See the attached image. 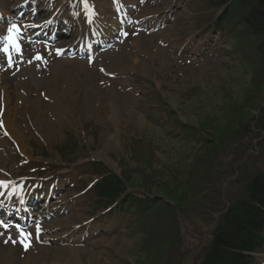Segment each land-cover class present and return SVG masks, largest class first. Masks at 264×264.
I'll return each mask as SVG.
<instances>
[{
    "label": "rangeland",
    "instance_id": "1",
    "mask_svg": "<svg viewBox=\"0 0 264 264\" xmlns=\"http://www.w3.org/2000/svg\"><path fill=\"white\" fill-rule=\"evenodd\" d=\"M17 1L0 0V29L24 17ZM38 6L47 10L29 21L30 31L21 30L22 51H12L11 66L0 42V182L7 184L0 186V208L32 192L49 200L42 220L27 229L0 224V264H198L216 213L242 195L237 169H262V135L251 122L264 108L259 40L233 29L236 20L208 37L222 13L214 0ZM50 16L76 30L78 40L112 41L91 58L75 54L81 46L53 53L42 44L57 46L62 33L53 41L50 29L32 28ZM4 97L11 132L2 120ZM243 127L249 135L234 145ZM186 128L196 131L186 135ZM102 169H125L128 194L155 203L138 217L115 215L109 223V206L81 190ZM199 192L212 198L197 203ZM21 229L32 234L27 250ZM254 256L264 264V248Z\"/></svg>",
    "mask_w": 264,
    "mask_h": 264
},
{
    "label": "trees",
    "instance_id": "2",
    "mask_svg": "<svg viewBox=\"0 0 264 264\" xmlns=\"http://www.w3.org/2000/svg\"><path fill=\"white\" fill-rule=\"evenodd\" d=\"M214 1L217 7L222 9V13L213 22L211 29L216 28L224 32L222 27L236 20L235 27L231 25L233 29H241L248 37L259 40L256 52L264 66V0ZM251 122H254L259 135H262L257 144V158L262 163V169L255 172H249L245 168L237 169L235 176L241 180L242 195L234 201H229L222 214L221 211L216 213L219 219L198 264H253L255 260L253 254L264 248V108ZM181 130H184L182 125ZM190 130L196 131L186 128L184 133L188 135L187 132ZM248 135L247 127L240 129L238 135L234 132V140L232 139L234 145L240 144V139H245ZM208 141L211 143L210 140ZM91 166L96 169L95 164L92 163ZM130 183V176L125 169L121 175L102 169L90 190L98 201L97 205H101L100 202L104 201L103 207H105L120 200L119 209L126 213L134 210L142 214L143 210L146 211L149 205L155 203V199L150 197L142 199L128 194L127 184ZM189 186L191 185L188 183ZM211 198L212 196H205V193L199 192L196 200L197 203L201 200L207 202ZM216 199L222 202L225 197L219 194Z\"/></svg>",
    "mask_w": 264,
    "mask_h": 264
},
{
    "label": "snow or ice",
    "instance_id": "3",
    "mask_svg": "<svg viewBox=\"0 0 264 264\" xmlns=\"http://www.w3.org/2000/svg\"><path fill=\"white\" fill-rule=\"evenodd\" d=\"M8 36L2 37L0 36V41H6L4 44V47L2 51L8 55V64L11 66L13 64L12 59V51H15L17 53H20L22 51L21 45L19 44L21 29L16 24H11V26L7 29ZM125 35H127L125 33ZM36 59H43L42 56H37ZM0 186L7 187V184L5 182H0ZM0 224L3 225L5 229L9 227L8 224H5L4 222L0 221ZM19 228L20 226L17 225ZM37 231H40V226L37 225ZM31 236L32 234L30 232H24L22 229L20 231V243L23 245L25 250H27L29 247H31ZM7 243V241H5ZM13 243H16V241H13Z\"/></svg>",
    "mask_w": 264,
    "mask_h": 264
},
{
    "label": "bare ground",
    "instance_id": "4",
    "mask_svg": "<svg viewBox=\"0 0 264 264\" xmlns=\"http://www.w3.org/2000/svg\"><path fill=\"white\" fill-rule=\"evenodd\" d=\"M25 1H27V0L17 1L15 3L14 7H17V5H19L21 2H22V5H24ZM28 1H30L31 4H34L33 0H28ZM37 7H35L34 9H31L30 12L26 11V14H27L26 20L27 21L28 20H32V18L35 19L37 16H40V15L44 14L46 8H40L39 7L40 9H37ZM45 22L46 21H40V22H37L36 24H38V28H42L43 24H41V23H45ZM62 28H64V27H62ZM75 40H76V38L74 37L73 39H70L68 41H64L60 45L59 50L62 51L64 49H66L67 47L72 46L74 44ZM4 102H5L6 105L4 106V117H2V120H3V123L5 125V128L8 129V131L11 132V129H13V120L14 119H13V116H12L11 109L8 107L9 104H10L9 97L8 98L4 97ZM38 109H39V111H41V109L39 107H38ZM26 264H29V262H27Z\"/></svg>",
    "mask_w": 264,
    "mask_h": 264
}]
</instances>
